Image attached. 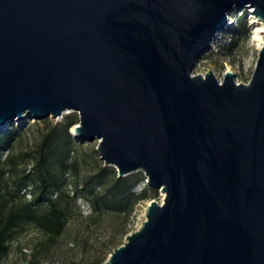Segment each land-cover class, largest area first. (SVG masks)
<instances>
[{
  "label": "water",
  "instance_id": "water-1",
  "mask_svg": "<svg viewBox=\"0 0 264 264\" xmlns=\"http://www.w3.org/2000/svg\"><path fill=\"white\" fill-rule=\"evenodd\" d=\"M264 0H0V129L75 110L142 225L103 264H264V43L249 82L194 73L235 6Z\"/></svg>",
  "mask_w": 264,
  "mask_h": 264
},
{
  "label": "rangeland",
  "instance_id": "rangeland-1",
  "mask_svg": "<svg viewBox=\"0 0 264 264\" xmlns=\"http://www.w3.org/2000/svg\"><path fill=\"white\" fill-rule=\"evenodd\" d=\"M239 7L236 5L230 12V16L235 18V23L229 25L217 36L216 44L207 49L197 61L194 73L205 75L212 70L222 81L232 67V71L236 74V81L249 82L256 67L260 46L259 40H255L252 36L254 28L250 6L239 9L234 15ZM244 10H246L243 18L246 21V35L239 27L240 16ZM79 119V113L71 110L58 118L48 117L36 120L29 117L24 123L15 120L22 131L12 150L0 157V166L10 168V172L0 178V194L10 199L6 194L7 188L17 190L16 181L33 168L36 145L49 129L67 125V132L74 137L73 128ZM61 132H63L62 129ZM61 138L66 140L68 136H65L63 132ZM97 145L98 141L81 142L75 138L71 143L64 142L62 153L52 161L53 169L59 172L62 184L61 190L54 192L53 198L58 205L66 209L67 213V224L60 236L55 241H51L48 234L34 223H23L16 230L10 242L9 253L0 260V264H30L34 254H37L39 264H103L113 250L126 241V235L142 225L150 201L152 199L163 201L165 194L149 185L147 198L133 197L131 199L133 208L130 213L107 206L102 209L96 208L93 196L86 190V184L89 181L92 183L101 181L96 183L97 191L104 192L115 176L109 172L100 177V169L103 166L116 169L101 160ZM7 154L14 155L16 168L6 162ZM74 160L80 164L78 171L70 167ZM133 174L144 175L142 171H135ZM146 184L147 179L140 182L135 188L136 193L142 191ZM29 188L30 186L27 190H19L18 195L14 200L10 199L8 204L14 201L29 202L32 198ZM36 206L44 210L49 207V204L37 203Z\"/></svg>",
  "mask_w": 264,
  "mask_h": 264
},
{
  "label": "trees",
  "instance_id": "trees-1",
  "mask_svg": "<svg viewBox=\"0 0 264 264\" xmlns=\"http://www.w3.org/2000/svg\"><path fill=\"white\" fill-rule=\"evenodd\" d=\"M239 9L235 10L234 15ZM246 10L241 13L239 27L242 29V33L246 35L244 21V14ZM72 123V122H70ZM67 125L59 128L54 126L49 129L42 137V140L36 145L35 160L33 168L25 173L24 177L16 181L17 190H11L7 188L6 194L9 195L11 200L18 195L17 192L21 189L27 190L32 198L29 202L11 201L8 196L0 194V260L5 258L10 250V242L15 236L16 230L23 223H34L44 232H46L51 241H55L58 236L63 232L67 224L66 209L57 204L53 198L54 192L61 190V177L59 172L53 169V159L62 153V144L64 142L71 143L75 138L71 136L67 130ZM62 131L68 139L63 140L61 138ZM22 130L16 125L15 120H12L6 129L0 130V157L12 150L15 141L21 135ZM7 163H11L12 167L16 168L14 155L6 156ZM79 162L74 160L71 164V168L75 171L79 170ZM10 172V168L6 166H0V178L6 173ZM111 173L115 176L112 183H110L104 189V192L97 191L96 183L88 182L86 184V190L93 196V203L96 208L102 209L104 206L114 208L116 210H125L127 213L132 211L133 205L130 202L134 197L136 199H144L149 196L150 187L146 184L142 191L136 193V186L145 181L147 178L141 174H129L124 177L118 176L115 168L103 166L100 169V177L104 174ZM100 180V179H98ZM37 203H48L47 209H42L36 206ZM30 264H39L37 260V254H34V258L30 261Z\"/></svg>",
  "mask_w": 264,
  "mask_h": 264
},
{
  "label": "bare ground",
  "instance_id": "bare-ground-1",
  "mask_svg": "<svg viewBox=\"0 0 264 264\" xmlns=\"http://www.w3.org/2000/svg\"><path fill=\"white\" fill-rule=\"evenodd\" d=\"M250 11L253 13L251 18L254 28L252 36L255 40H259V46L261 48L264 43V21L258 16V14H256V10L252 5L250 6ZM232 70L233 68L230 67L229 71ZM73 131H75V127L73 128Z\"/></svg>",
  "mask_w": 264,
  "mask_h": 264
}]
</instances>
